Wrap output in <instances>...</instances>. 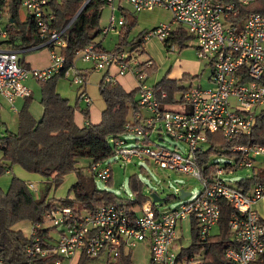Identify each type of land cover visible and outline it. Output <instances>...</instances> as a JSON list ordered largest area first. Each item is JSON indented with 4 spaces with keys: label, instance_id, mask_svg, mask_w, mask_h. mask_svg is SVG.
I'll return each instance as SVG.
<instances>
[{
    "label": "built area",
    "instance_id": "built-area-1",
    "mask_svg": "<svg viewBox=\"0 0 264 264\" xmlns=\"http://www.w3.org/2000/svg\"><path fill=\"white\" fill-rule=\"evenodd\" d=\"M50 1L0 0V21L3 16L8 18L6 29H2L0 24V111L3 101L13 105L17 98L31 94L24 83L29 77L46 81L62 73L81 88L86 76L76 66L77 59L90 63L94 71L106 72L104 81H114L113 75L107 74L111 67H115L120 75L130 72L137 80L140 111L126 121L125 134L138 137L140 144L126 146L122 135L112 138L110 143L114 155H118L125 164L131 163L133 158L151 157L159 168L197 177L203 188L195 198L166 210H159L150 203L132 207L111 203L94 211L84 209L81 212L69 204H58L45 214L42 222L31 225L29 235H34L37 229L52 228L58 234L56 242H51V234V239L34 236L25 247L26 256L46 258L55 255L51 264H66L74 257L106 254L116 264H125L119 261L123 253L132 250L138 242H147L150 264H199L203 250L181 257L183 247L177 243L181 239L177 227L187 220L191 233L193 220L199 239H205L219 221V202L226 200L233 209L228 221L233 243L225 249L224 255L232 264H258L264 255V219L256 206L261 202L264 207V182L244 193L229 184L222 175L238 168L253 167L256 158L264 155V145L237 144L232 147V161L207 172L199 169L196 162L209 133L220 132L229 140L248 135L254 124V113L264 107V14L251 12L242 21H231L229 19L239 14L235 0H123L138 11L151 10L156 6L169 10L173 20L182 25L195 41L197 57L211 65L210 86H190L182 94L180 108L165 109L156 99L152 86L145 83L147 69L153 61L151 58L140 59V46L131 51H109L90 43L75 50L73 64L66 67L61 49L66 44V30L77 14L62 29L53 27L50 20L54 14L47 9ZM88 1L85 0L83 5ZM105 1L112 10L115 8L117 0ZM240 2L247 3V0ZM14 6L18 13L24 7L33 17L37 45L19 48L4 42L8 39L7 26ZM122 22L120 18L117 24ZM115 28V18L111 15L109 26L103 32L106 34ZM173 29L170 24H161L145 32L142 39L146 41L150 36H157L165 41L172 36ZM170 43V49L174 50ZM41 47L47 48L50 63L43 68H25L20 63V53ZM80 96L89 106L91 98L84 89ZM162 97H166L165 92ZM160 133L185 143L186 151L152 146L151 136ZM87 170L106 182L112 176L110 164L102 166V161L91 163ZM28 187L32 191L35 189L33 183H28ZM180 190L177 195H180ZM0 264H5L1 252Z\"/></svg>",
    "mask_w": 264,
    "mask_h": 264
},
{
    "label": "trees",
    "instance_id": "trees-1",
    "mask_svg": "<svg viewBox=\"0 0 264 264\" xmlns=\"http://www.w3.org/2000/svg\"><path fill=\"white\" fill-rule=\"evenodd\" d=\"M121 1L123 0H118L117 8L130 20L128 23L125 20L122 22V29L119 32L120 40L112 50L131 51L138 46L142 48L145 42L142 39L144 33L131 42L126 40L128 31L135 23V17L133 14L125 12L126 9L122 6ZM235 1L239 14L235 18L229 19L231 21H242L251 12L264 14V0H247V3H242L240 0ZM84 2L85 0H51L48 3L47 9L54 14L50 25L58 29H62L83 6L66 30V44L61 49L65 56L66 67L73 64L75 50L90 43H94L97 48L106 50L102 46L101 40H96L102 32L99 20L106 1L89 0L83 5ZM10 12L11 19L7 26L8 39L4 42L19 48L34 45L37 28L33 17L28 15L22 20L15 6ZM189 39L191 36L180 25L173 29L172 36L165 42H175L179 48H183L187 46ZM143 52L142 48V54ZM20 63L28 69V65L22 58ZM155 69L156 65L154 64L147 69V73ZM169 73L168 70L152 85V89L162 108L178 109L183 101V92L192 85L197 75L185 73L179 79H171L168 77ZM62 76V73H58L46 81H39L41 82L40 104L43 108L42 116L39 119L34 118L28 108L32 96L30 94L25 97L24 105L17 112L16 131L0 130V175L8 172L15 164L27 171L51 178L55 183H59L65 174L75 172L76 181L69 189L72 197L68 195L59 199L36 198L27 182L12 176L7 190L0 189V252L5 264H51L55 255L46 258H28L25 247L33 241L34 236L51 239L52 228L37 229L34 235L26 236L21 230L14 229L13 225L22 221H28L30 224L42 222L45 214L58 204H69L74 207V201L77 200L81 205L78 208L87 211H94L103 204L111 203L126 205V207L152 204L149 197L140 193L141 185L135 176L130 178L131 187L136 194L135 198L121 199L111 191L96 189L92 185L93 176L82 174L81 168L76 167L80 157L87 158L90 166L93 162L103 161L115 154L110 139L123 136L126 121L132 114L140 111L135 97L136 89L128 91L117 81H104L101 78L99 92L105 107L101 111L100 121L93 123L89 121V108H80V106L70 104L69 100L62 97L56 90L57 80ZM185 83L188 84L184 85ZM163 92L166 93V97H162ZM178 94L179 97H177ZM76 111L83 114L87 121L86 124L79 126L75 122ZM254 117L251 132L238 139H226L220 132L209 133L203 149L198 154L196 162L198 168L207 172L216 167L217 163L209 159V156L214 152L233 156L232 147L237 144L264 145V107L256 111ZM261 160L262 163L259 167H252L250 176L242 177L234 184L235 188L249 193L253 186L264 182V157ZM110 180L111 177L108 180L109 183ZM219 208L218 232H212L205 239H199L196 223L191 221L192 242L188 247L183 248L181 257H189L203 250L200 253L202 257L199 264H232L225 257L224 252L233 243L228 225L233 209L226 200L219 202ZM94 258L98 257L82 255L77 259L76 264H85ZM119 261L133 264L132 250L123 253ZM257 263L264 264V255L259 258Z\"/></svg>",
    "mask_w": 264,
    "mask_h": 264
},
{
    "label": "rangeland",
    "instance_id": "rangeland-1",
    "mask_svg": "<svg viewBox=\"0 0 264 264\" xmlns=\"http://www.w3.org/2000/svg\"><path fill=\"white\" fill-rule=\"evenodd\" d=\"M122 6L126 9V13H131L134 15L135 23L128 31L126 40L131 42L134 39H137L138 36H141V33L151 31L154 28H157L161 24H170L171 27L175 28L180 26L179 23L175 22L172 18V14L169 10L162 7H154L151 10H135L130 4L121 1ZM118 0L115 2V8L112 10L111 6L106 3L101 10V17L99 20V26L102 28V32L97 36L96 40H101L102 46L106 50H112L115 45L119 42V32L121 31V25L117 24V21L122 18L123 21L129 22L130 19L121 14L120 10L117 8ZM30 13L24 7H21L19 10V17L24 20ZM111 15L114 16L116 22V28L108 31L104 34L103 29L109 26V21ZM8 18L3 16L0 21L1 28L6 29V23ZM37 41V38H36ZM174 46V50L170 49L169 43L160 40L157 36H150L143 43L142 48L144 50L143 54L140 56V59L151 58L153 65H156V69L147 73V78L145 83L148 86L154 85L169 69H174L175 67H180L179 65L185 61H194L197 65V72L194 74L197 77L193 80L191 86L198 87H207L210 86V78L212 75V68L208 61L200 59L197 57L195 52V41L189 39L187 41V46L179 48L175 42H171ZM170 43V44H171ZM37 45L35 43L31 47ZM147 46V48H146ZM24 57V63H29L31 67L29 68H41L36 67L37 65H42L45 60H48V50L46 47L35 48L21 53ZM75 64L78 68L84 69L86 66H89V63L82 62L77 59ZM91 72L87 75L86 93L91 98V103L89 104L90 109L94 113L95 118H99L101 111L105 107L103 98L99 92L98 84V73ZM132 78L134 84H137V81ZM25 85L31 90L32 96L29 101L28 108L30 106V111L33 109L35 115L39 114L42 107L40 104L41 96V82L29 77L24 81ZM185 83L184 85H187ZM85 90V85L81 88H78V85L74 84L71 81V77H60L57 80L56 90L64 98H67L72 105L80 106V108H85L87 103L81 98L80 93L82 90ZM179 97V94L177 95ZM233 101V98H230ZM24 105L23 99L16 100L14 106L16 111L10 110V104L3 106V110L0 114V120L5 122L0 125V130L8 129L9 131H16L17 129V112ZM142 112H146L142 109ZM32 113V112H31ZM122 138L125 140L126 146H135L140 144L138 137L132 134H124ZM162 138V140H159ZM151 143L152 146L158 145L170 150L178 148L181 151H186V145L182 141L171 139L164 133L160 135H152ZM1 156V150H0ZM264 155H260L256 158L254 167H259L262 163V158ZM209 159L212 162L217 163L218 166L223 167L225 164L229 163L231 156L225 153H212L209 156ZM110 164L111 167V180L110 183L103 181L97 177L91 175L87 167L89 166V160L84 157H80L76 163L77 168H81L82 174L86 176H93L92 185L96 189L113 192V194L121 199H134L136 194L131 187L130 178L135 176V178L140 182L141 190L140 193L143 196L150 197L151 193H156L160 200L154 203L155 207L159 210L171 209L178 206L182 201L191 200L195 198L203 188L202 182L195 176L191 174L177 172L171 169L159 168L154 164L153 159L148 156L143 158H133L131 163L125 164L123 160L118 155H113L102 161V166H107ZM252 174V167H242L238 168L234 172L225 173L222 175V178L229 180V184L234 185L240 178L250 176ZM12 176H16L27 183H33L35 189L31 192L36 198H53L59 199L66 196L72 197V193L69 192L71 185L76 181L75 172H69L65 174L59 183H55L51 178H46L43 175L30 172L22 168L20 165L15 164L8 172H4L0 175V189L6 191L11 182ZM184 189L190 194L185 198H180L177 195V191ZM80 203L75 200L74 207H80ZM258 212L261 216L264 217V207L261 202L257 203L256 206ZM81 212L84 211L83 208H80ZM216 225L213 229V232H218ZM181 227V228H180ZM14 229L21 230L24 235H28L31 224L28 221H22L13 225ZM178 236L180 235L181 239L177 240L179 247H188L191 242V233L189 231V223L183 221L177 227ZM52 236L51 242H56L58 234L56 231L51 230ZM149 248L145 242H138L134 247H132V261L133 264H148L149 263ZM77 258H71L67 260L66 264H76ZM85 264H116L113 259L106 257V254L101 255L98 258L90 259Z\"/></svg>",
    "mask_w": 264,
    "mask_h": 264
},
{
    "label": "crops",
    "instance_id": "crops-1",
    "mask_svg": "<svg viewBox=\"0 0 264 264\" xmlns=\"http://www.w3.org/2000/svg\"><path fill=\"white\" fill-rule=\"evenodd\" d=\"M147 48V46H146ZM33 49V48H32ZM148 49V48H147ZM31 50V49H30ZM28 51V50H27ZM26 52V51H25ZM23 53V52H21ZM20 53V54H21ZM48 57H49V52H48ZM23 59L24 60V57L23 55H20V59ZM25 61V60H24ZM83 62V61H82ZM49 63H50V60H49ZM88 63V62H87ZM26 64L28 65V69H30L29 67H31V65L29 63L26 62ZM23 65V64H22ZM48 65V60L46 59L45 62L42 64V65H37L36 67H45ZM197 63L192 61V62H188V61H185V62H182L181 65H179L180 67H175L174 69H169L170 73L168 75L169 78L171 79H179L183 74L187 73V74H190V75H195L197 72ZM24 66V65H23ZM26 68V66H24ZM91 64L89 63V66H86L84 69L82 68H79L81 69V71H83V73L85 74L86 76V80H87V75L91 72ZM93 72H96L98 73V84L101 80V78H103L106 74V72L104 71H93ZM195 73V74H194ZM107 74H111L113 75L114 77V81H117L119 82L126 90L130 91V90H134L136 89V92H135V97L137 99L138 97V92H137V86L138 84H134V82L132 81V78L136 80L135 76L128 72V73H125L123 75H120V74H117V69L115 67H111L108 71H107ZM133 79V80H134ZM85 85V91H86V88H87V83L85 82L84 83ZM80 88V87H78ZM32 95V93H31ZM23 99L24 103H25V98H17L16 100H21ZM15 100V101H16ZM9 104L8 102L6 101H3L2 102V109L1 111L3 110V106ZM11 105V104H10ZM22 106V105H21ZM42 107V106H41ZM85 108H89V113H90V118H89V121L93 122V123H97L100 121V118H101V114H100V117L99 118H95L94 116V113L92 112V110L90 109L89 106H86ZM9 109L10 110H13V111H16L15 109V106H14V103L13 105L9 106ZM29 109H30V106H29ZM1 111H0V114H1ZM19 111V110H18ZM32 112V115L34 116V118L36 119H39L41 116H42V112H43V108L41 109V111H39V114L36 116L33 109H31ZM1 119V118H0ZM74 120L75 122L79 125V126H82L84 124H86V119L84 118L83 114L80 112V111H76L75 114H74ZM5 122H3L2 120H0V125L1 124H4ZM187 221V220H186ZM187 223H189V221H187ZM32 225V224H31ZM18 230V229H17ZM31 234V228H30V231H29V234L26 235V236H29ZM149 248V244L147 242H145ZM149 261H150V257H149ZM150 264V263H148Z\"/></svg>",
    "mask_w": 264,
    "mask_h": 264
},
{
    "label": "water",
    "instance_id": "water-1",
    "mask_svg": "<svg viewBox=\"0 0 264 264\" xmlns=\"http://www.w3.org/2000/svg\"><path fill=\"white\" fill-rule=\"evenodd\" d=\"M82 7L79 9V11L77 12V14L80 12V10L82 9ZM180 192H181L180 195H179L180 198H184L186 195L189 194V192H186L183 189H181ZM150 198H151L152 204H154L156 201L160 200V198L156 195V193H151L150 194Z\"/></svg>",
    "mask_w": 264,
    "mask_h": 264
}]
</instances>
